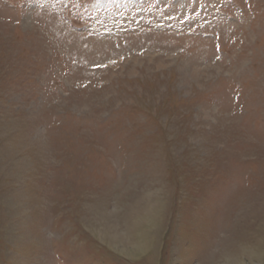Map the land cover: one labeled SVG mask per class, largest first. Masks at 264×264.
Listing matches in <instances>:
<instances>
[{
    "label": "rangeland",
    "instance_id": "1",
    "mask_svg": "<svg viewBox=\"0 0 264 264\" xmlns=\"http://www.w3.org/2000/svg\"><path fill=\"white\" fill-rule=\"evenodd\" d=\"M0 264H264V0H0Z\"/></svg>",
    "mask_w": 264,
    "mask_h": 264
}]
</instances>
